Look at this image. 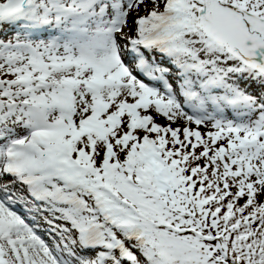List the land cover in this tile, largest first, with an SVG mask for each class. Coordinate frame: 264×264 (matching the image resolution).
I'll return each instance as SVG.
<instances>
[{"label":"snow or ice","instance_id":"1","mask_svg":"<svg viewBox=\"0 0 264 264\" xmlns=\"http://www.w3.org/2000/svg\"><path fill=\"white\" fill-rule=\"evenodd\" d=\"M0 264H264V0H0Z\"/></svg>","mask_w":264,"mask_h":264}]
</instances>
